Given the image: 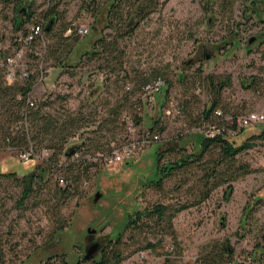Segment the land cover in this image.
Listing matches in <instances>:
<instances>
[{
  "label": "rangeland",
  "instance_id": "1",
  "mask_svg": "<svg viewBox=\"0 0 264 264\" xmlns=\"http://www.w3.org/2000/svg\"><path fill=\"white\" fill-rule=\"evenodd\" d=\"M55 2L59 3L60 20L48 41L52 46L61 40L55 47L57 60L47 59V78L35 84L32 96L37 106L47 104L45 112L79 118L78 133L68 145L89 146L96 139L106 154L109 147L115 152L139 140L155 121L167 129L159 142L137 148L133 158L111 165L91 161L78 194L65 199L43 188L20 207L22 176L0 177V264H65L64 259L77 264L83 262L91 245L123 231L129 214L159 202L177 206L193 202L197 183L206 173L198 166L173 174L161 191L145 185L157 176L159 153L164 154L161 166L200 151L203 133L197 124L212 98L204 81L207 76L231 77L219 108L264 114V0H116L123 22L117 29L107 27L109 0ZM20 5L21 0H0V47L10 52L20 48L24 30L33 24L16 30ZM45 8V0H35L37 17ZM81 26L90 28L87 36L61 38L65 28ZM120 33L126 34L119 41L124 66L113 72L114 62L91 53L100 47V39L112 42ZM22 49L28 51L25 46ZM29 54L26 63L32 60ZM149 76H164L171 82L166 97L158 95L145 104L141 91L127 97L128 85L135 90ZM248 85L251 87L246 88ZM171 100L185 109L184 115L165 114ZM119 106L121 113L114 124L109 112ZM137 118L143 121L137 124ZM99 126L103 131H95ZM256 129L263 132L264 123L242 130L236 144L240 146ZM218 154L216 150L205 160L211 162ZM11 155V151L0 153V171L5 160H12ZM15 155L14 162H24L21 154ZM91 155L80 154L71 160ZM66 160L61 158L62 163ZM37 162L42 164L40 159ZM239 165L249 166L251 172L234 173L236 179L213 190L206 201L178 213L168 234V227L146 231L142 241H163L156 250L136 252L122 264H198L212 245L224 243L235 252L230 264H259L250 253L264 243V140H256L252 149L239 154ZM32 167L33 163L22 164L17 169L23 172ZM66 176V171L56 170L52 184ZM229 186L232 192L227 193ZM57 205H61L59 214L53 211ZM59 218L69 228L54 235L62 223Z\"/></svg>",
  "mask_w": 264,
  "mask_h": 264
},
{
  "label": "trees",
  "instance_id": "2",
  "mask_svg": "<svg viewBox=\"0 0 264 264\" xmlns=\"http://www.w3.org/2000/svg\"><path fill=\"white\" fill-rule=\"evenodd\" d=\"M54 1L55 0H45L46 8L44 11L40 12L37 17L36 12L33 10L35 0H21L20 6L25 5V7H19L15 16V28L18 31H21L23 26L29 23L36 25L39 24L41 20L47 22L44 38L34 39L26 47L28 51H25V55L27 56L30 52L29 56L32 59L31 62L29 61L27 63V67L30 68V76L28 78L19 77V73L18 79L10 83L6 78V67L5 65H2V62L6 56L12 52L7 49L0 54V153H7L8 151L13 152V155H11L12 160H5L6 162L3 163L0 177L18 179L22 176L23 190L19 200L20 207H23L25 202L28 201L38 189L42 190L43 188H47L49 191H53L54 196H59L64 199L72 195H77L78 185L82 177L86 175L89 166H91L90 164L93 163L91 161L106 165L105 158L114 153V148L109 147L106 150L107 153L104 154L102 144L96 139L90 140L89 146H87L86 143L80 144L78 142L68 145V140L78 133L77 122L79 118H75L73 115L59 118L58 116L45 112L44 107L47 105L46 103L37 106L36 102L34 107H29L28 105V98L32 96L33 85L35 79L39 75L40 62L43 60V70L47 75V59L50 58L57 60L55 56V47L60 44L61 40L58 39L57 43L52 44V46L48 41V36L54 33V29L60 20V12L58 11L59 3H54ZM110 1L111 5L107 16V27L115 28L118 27L117 25L123 23L122 16L118 13L120 6L116 3V0H109V2ZM23 9H25V11H22ZM133 21L134 20L130 23ZM77 29L65 28L61 38L65 35L66 40H68L71 39L72 35L80 36L76 32ZM27 32L28 30H24V38L18 43L20 47L18 50H21L23 46H25L24 40ZM124 37H126V34L120 33L112 42L108 43L105 42V40L100 39V47L98 50H94L91 55L93 57L97 55H105L104 57L106 58L104 59H106V61L109 63L111 61L112 63L114 62L112 67L113 72L117 69L120 71L123 70L124 61L122 59L124 58V52L119 49V41ZM76 39L72 41L73 45L76 44ZM73 45L69 48L70 51ZM158 80H162L164 86L156 97L158 95H165L166 97L169 93L171 82L166 80L164 76H149L148 78H144L142 83L139 84L135 90H132V87L128 85L127 90L129 92L127 93V97L135 95L136 92L141 91L143 95L141 101L144 104L150 103L151 100L148 97L146 88L149 85H155ZM204 81L207 83L212 98L209 106L205 108L201 114V122L197 124V129H200L203 133L200 151H192L178 160L168 161L161 166L160 164L164 154L159 153L157 176L145 185L146 189L153 188L161 191L166 179L176 172L189 170V168L195 165L206 171L204 176L197 183L199 189L197 190L198 195L195 200L191 203H185L180 206L159 202L154 206H146L142 210L129 214L123 231H121L116 237L109 238L100 244V250L97 257L90 260L83 258V262L79 261L77 264H122V262L136 252L156 250L159 243L163 240H159L158 243L148 240L142 241L141 237L146 231H149L154 227L159 229L168 227L166 229V233L168 234L170 231L169 229L172 228V221L178 213L206 201L213 190L235 180L236 174L233 175L234 173L242 174L251 172V169L249 170V166L247 165L237 166V156L252 149L255 146L256 140H264V131L259 132L256 129V131L247 136V139L240 146L237 145L236 137H232L228 135V133L230 130L237 129L236 121L238 116L246 113H234L219 108L221 105V95L223 90L226 87L231 86V77L221 78L207 76ZM165 87L167 88L165 89ZM245 87L249 88L251 86L248 85ZM127 100L128 99H126V101ZM166 106L167 110H173L174 113L168 115L167 110L165 109V114L167 116L180 117L185 114V109L176 102V100L169 101ZM217 111L222 112L221 117L216 115ZM109 113L110 117L113 119L111 121L114 124L117 123L116 117L121 113L120 106L117 108L112 107ZM226 117L233 118L235 122L231 124L226 121ZM104 121L107 123L109 120L105 119ZM142 121V118L136 119L137 124H140ZM210 125H215L218 129H224L225 131H222V133L217 134L214 137L208 138L204 135V131ZM166 129V126L159 127V121H155L151 128L147 130L151 135H159L161 140ZM95 131H103V126H99ZM182 149L185 150V148ZM46 150L49 151L47 158L43 157V152ZM216 150L219 151L217 158H212L211 162L205 160L207 155L212 154ZM15 153L21 155L30 153L31 156L27 161L16 163L13 161L16 156ZM88 153H91L92 155L81 160H71L74 156L79 157L80 154L85 155ZM63 157L67 160L62 163L61 158ZM37 159H40L42 164H39ZM31 163L34 164V167L29 170L20 172L17 169L22 164L30 165ZM211 163L214 165L213 168L209 167ZM220 167L227 170H218ZM56 170L66 171L67 176L59 178L56 183L52 184L51 177ZM61 179L65 182L63 185L60 183ZM227 191V193L232 192V186H229ZM227 198H229L228 194ZM60 208L61 205H57L54 207L53 211L59 214ZM60 221L61 218H59V222ZM67 228H69V225L62 222L53 234L56 235L62 233ZM234 254V249L229 246V243L214 244L211 246L209 252L201 258L198 264H230L232 263ZM250 254L253 261H258L259 264H262L264 259V243L257 245ZM64 263L68 264L66 259H64Z\"/></svg>",
  "mask_w": 264,
  "mask_h": 264
},
{
  "label": "built area",
  "instance_id": "3",
  "mask_svg": "<svg viewBox=\"0 0 264 264\" xmlns=\"http://www.w3.org/2000/svg\"><path fill=\"white\" fill-rule=\"evenodd\" d=\"M30 1V0H29ZM47 25V22L45 20H41L39 24L32 25L25 37V48L32 42L34 39H43L45 36V27ZM77 34L80 36H87L90 33V28L86 26H81L76 30ZM8 49V48H7ZM7 49H2L0 47V54L4 52ZM39 54V53H37ZM25 58V52L23 49L17 50L6 56L4 61L2 62V65H5L6 67V78L7 80L12 83L18 79V74L20 73L19 77L22 78H28L30 76V68L27 67V63L24 62ZM44 65L43 60L40 62L39 65V75L35 79L34 85L39 82H44L47 78V75L44 73ZM164 82L162 80H158L155 85H149L146 90L148 92V97L153 102L156 98V95L160 92V90L163 88ZM28 105L29 107H34L36 105V99L33 96H30L28 98ZM179 113V112H178ZM167 114L171 115L173 114V110H167ZM216 115L218 117L222 116L221 111H217ZM226 121L233 124L235 120L231 117H226ZM264 123V114L259 112H249L246 114H242L238 116L236 124L237 129L236 130H230L228 135L232 137H236L239 135V133L244 130L245 128L249 127H255L259 124ZM21 127V126H19ZM18 129V128H17ZM222 131H225L224 129H218L215 125H210L207 127V129L204 131V135L208 138L214 137L217 134L222 133ZM160 136L159 135H151L148 130H144L142 136L137 140L136 142H131L130 144L123 146L120 150L115 151L111 156H108L105 158V164L111 165V164H117L125 161L126 159L133 158L135 155V151L137 148L144 147L151 145L153 143L159 142ZM46 155H49V151L43 152V157H46ZM31 154L25 153L22 154V158L24 161L29 160ZM39 158V157H38ZM60 182L64 184V180L61 179ZM263 195H264V188H263Z\"/></svg>",
  "mask_w": 264,
  "mask_h": 264
},
{
  "label": "water",
  "instance_id": "4",
  "mask_svg": "<svg viewBox=\"0 0 264 264\" xmlns=\"http://www.w3.org/2000/svg\"><path fill=\"white\" fill-rule=\"evenodd\" d=\"M22 11H25V9H23ZM253 40H251V42H252ZM100 194H97V199H99V196ZM88 232L89 233H93V234H95L96 233V230H88ZM99 250H100V244L99 243H95V244H93V245H91L88 249H87V251H86V254H85V256H84V259H86V260H90V259H92L98 252H99Z\"/></svg>",
  "mask_w": 264,
  "mask_h": 264
},
{
  "label": "flooded vegetation",
  "instance_id": "5",
  "mask_svg": "<svg viewBox=\"0 0 264 264\" xmlns=\"http://www.w3.org/2000/svg\"><path fill=\"white\" fill-rule=\"evenodd\" d=\"M20 7H22V6H20Z\"/></svg>",
  "mask_w": 264,
  "mask_h": 264
}]
</instances>
